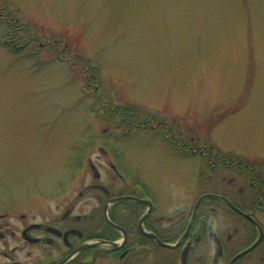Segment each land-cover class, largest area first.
Segmentation results:
<instances>
[{"label": "rangeland", "instance_id": "374dc122", "mask_svg": "<svg viewBox=\"0 0 264 264\" xmlns=\"http://www.w3.org/2000/svg\"><path fill=\"white\" fill-rule=\"evenodd\" d=\"M7 1L29 28L22 42L35 41L6 47L0 19V201L32 206L72 176L94 180L88 163L77 167L79 148L109 133L94 94L176 116L200 145L264 158V0ZM115 145L159 201L196 163L153 136ZM88 154L112 174L102 152Z\"/></svg>", "mask_w": 264, "mask_h": 264}, {"label": "flooded vegetation", "instance_id": "af4514ba", "mask_svg": "<svg viewBox=\"0 0 264 264\" xmlns=\"http://www.w3.org/2000/svg\"><path fill=\"white\" fill-rule=\"evenodd\" d=\"M0 19L6 47L23 51L35 41L22 42L1 5ZM110 100L95 102L108 135L78 151L77 167L88 163L94 180L72 176L32 206L0 201V264H264V158L200 145L176 116ZM134 134L153 136L170 154L196 162L160 199L163 205L114 148ZM89 148L102 152L99 165L108 163L112 174L98 171Z\"/></svg>", "mask_w": 264, "mask_h": 264}, {"label": "trees", "instance_id": "16d2710c", "mask_svg": "<svg viewBox=\"0 0 264 264\" xmlns=\"http://www.w3.org/2000/svg\"><path fill=\"white\" fill-rule=\"evenodd\" d=\"M8 1L7 0H0V4L2 5V6H4L5 8H7V10H9L10 11V14L12 15V17H13V19L14 20H16V22H17V25H18V27H17V29H19V30H29V28L26 26V25H24V24H19V22H18V18H17V16L15 15L16 13L14 12V11H11L10 10V8H8L9 6H8V3H7ZM22 38V37H21ZM62 41V40H61ZM59 42L62 46H63V48H65L66 47V43L65 42ZM55 44V43H54ZM5 45V44H4ZM57 45H59V44H55L54 46L56 47ZM6 46V45H5ZM54 46H52L51 47V49L54 47ZM12 49H14V48H12ZM14 50H16V49H14ZM66 50H67V48L65 49V50H63V53H64V57L63 58H65V59H67V55H66ZM16 52H18V50H16ZM93 68V66H90L89 67V70H87L88 71V76H89V80L90 81H96L97 79H96V74L95 73H93L92 71V68ZM91 71V72H90ZM97 83H98V81H96ZM95 83V82H94ZM94 97L96 98V100H98V99H100L101 97L103 98V99H105V100H108V102H110L111 100H110V97H108V95L107 94H103V95H101V96H98V95H96V94H94ZM98 102V101H97ZM111 104V103H110ZM96 105H97V103H96ZM112 105V104H111ZM86 152H88V151H86ZM79 168V167H78Z\"/></svg>", "mask_w": 264, "mask_h": 264}]
</instances>
